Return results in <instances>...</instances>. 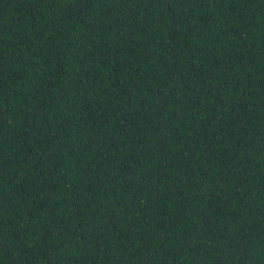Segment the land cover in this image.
Segmentation results:
<instances>
[{
  "label": "trees",
  "instance_id": "1",
  "mask_svg": "<svg viewBox=\"0 0 264 264\" xmlns=\"http://www.w3.org/2000/svg\"><path fill=\"white\" fill-rule=\"evenodd\" d=\"M0 264H264V0H0Z\"/></svg>",
  "mask_w": 264,
  "mask_h": 264
}]
</instances>
